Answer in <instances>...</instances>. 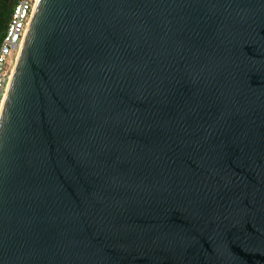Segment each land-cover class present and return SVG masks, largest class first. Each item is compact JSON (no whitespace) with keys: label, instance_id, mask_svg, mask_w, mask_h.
<instances>
[{"label":"water","instance_id":"1","mask_svg":"<svg viewBox=\"0 0 264 264\" xmlns=\"http://www.w3.org/2000/svg\"><path fill=\"white\" fill-rule=\"evenodd\" d=\"M0 264H264V0H38Z\"/></svg>","mask_w":264,"mask_h":264},{"label":"built area","instance_id":"2","mask_svg":"<svg viewBox=\"0 0 264 264\" xmlns=\"http://www.w3.org/2000/svg\"><path fill=\"white\" fill-rule=\"evenodd\" d=\"M38 0H18L0 38V114Z\"/></svg>","mask_w":264,"mask_h":264},{"label":"trees","instance_id":"3","mask_svg":"<svg viewBox=\"0 0 264 264\" xmlns=\"http://www.w3.org/2000/svg\"><path fill=\"white\" fill-rule=\"evenodd\" d=\"M18 0H0V38L6 26V21Z\"/></svg>","mask_w":264,"mask_h":264}]
</instances>
